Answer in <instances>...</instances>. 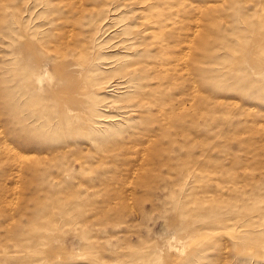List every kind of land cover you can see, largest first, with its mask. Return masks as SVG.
<instances>
[{
	"label": "rangeland",
	"instance_id": "obj_1",
	"mask_svg": "<svg viewBox=\"0 0 264 264\" xmlns=\"http://www.w3.org/2000/svg\"><path fill=\"white\" fill-rule=\"evenodd\" d=\"M0 264H264V0H0Z\"/></svg>",
	"mask_w": 264,
	"mask_h": 264
}]
</instances>
